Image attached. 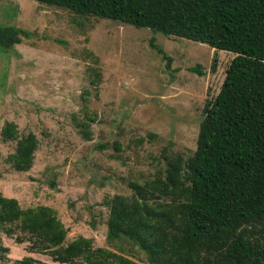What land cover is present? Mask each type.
Segmentation results:
<instances>
[{
    "label": "rangeland",
    "instance_id": "1",
    "mask_svg": "<svg viewBox=\"0 0 264 264\" xmlns=\"http://www.w3.org/2000/svg\"><path fill=\"white\" fill-rule=\"evenodd\" d=\"M0 25L26 33L0 50V127L13 121L19 135L38 141L25 171L5 161L14 141H0V194L21 208L52 207L65 241L82 235L107 246L103 197L127 195L128 181L141 183L166 158L192 153L204 100L217 93L234 54L34 0H0ZM15 235L0 230V264L22 256L59 264L28 252Z\"/></svg>",
    "mask_w": 264,
    "mask_h": 264
},
{
    "label": "trees",
    "instance_id": "2",
    "mask_svg": "<svg viewBox=\"0 0 264 264\" xmlns=\"http://www.w3.org/2000/svg\"><path fill=\"white\" fill-rule=\"evenodd\" d=\"M34 1L234 55L217 93L204 100L192 153L166 158L163 170L141 183L128 181L127 195L103 197L107 246L82 235L65 241L52 207L21 208L1 194L0 230L59 264H264V0ZM25 34L0 25V50ZM77 124L87 138L88 123ZM0 141H14L5 156L13 170L30 168L38 143L32 132L19 135L4 121ZM6 251L0 244V261ZM15 264L49 263L22 256Z\"/></svg>",
    "mask_w": 264,
    "mask_h": 264
}]
</instances>
